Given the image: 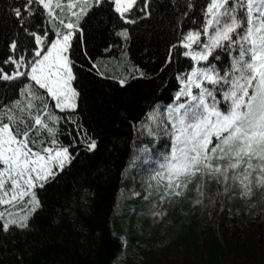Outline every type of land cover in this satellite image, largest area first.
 <instances>
[{
	"label": "trees",
	"instance_id": "1",
	"mask_svg": "<svg viewBox=\"0 0 264 264\" xmlns=\"http://www.w3.org/2000/svg\"><path fill=\"white\" fill-rule=\"evenodd\" d=\"M21 3L0 0V66L5 71L14 67L3 64L10 56L32 58L39 46L30 32H47L48 40L55 38L46 11L40 6L21 26L14 14ZM208 3L148 0L144 11L134 7L125 14L135 19L130 24L120 18L112 0H89L73 37L75 44L76 35L81 36L74 56L77 79L73 87L79 92L76 108L60 111L47 97L48 110L60 117L55 125L56 139L68 147L74 159L55 180L36 189L42 207L31 214L28 228L10 225L4 232V220H0V264H131L122 261L123 235L127 255L137 252L142 243L154 241L168 245L169 251L176 254L184 252L188 264H264V187L257 186L248 198L224 205L214 218V208L204 209L203 203L194 201L205 200L206 204L221 182L197 177L170 213L176 224L186 218L190 234L183 245L152 228L142 214L147 206H140L139 199H134L135 203L125 198L126 206H119L125 187L130 190L126 171L135 150L146 144L142 123L159 104L170 106L176 102V93L183 87L178 77L196 65L182 55L188 50L180 46V41L189 31L204 27ZM137 5L143 7L144 0H137ZM64 18L66 22L75 20L67 13ZM124 30L128 39L118 35ZM12 42L17 44L16 52L10 49ZM216 52L219 49L214 55ZM220 59L214 63L221 67L222 74L224 66L230 68L231 57L221 52ZM121 80L126 81L123 86ZM29 83L33 82L26 77L0 81V109L12 107L16 101L26 105L31 100L35 107L29 111L36 112L41 101L22 95ZM38 91L44 93L43 89ZM41 135L51 139L44 130ZM91 140L97 143L94 151L87 148ZM148 159L152 172H156V158ZM197 183L203 196L195 191ZM236 228L240 229L239 235L232 233Z\"/></svg>",
	"mask_w": 264,
	"mask_h": 264
},
{
	"label": "snow or ice",
	"instance_id": "2",
	"mask_svg": "<svg viewBox=\"0 0 264 264\" xmlns=\"http://www.w3.org/2000/svg\"><path fill=\"white\" fill-rule=\"evenodd\" d=\"M112 3L120 18L131 24L135 19L125 14L134 7L144 11L148 0H144L143 7L137 5V0ZM36 6L46 11L55 38L48 40L47 32H30L39 46L33 50L32 58H6L3 64L13 65L11 71L0 66V81L26 77L33 83L25 85L22 95L41 101L36 112L29 111L35 107L31 100L26 105L16 101L12 107L0 109V205L31 206L19 221L11 218L12 212L6 218L0 211L4 232L10 225L29 227V216L42 207L36 189L55 180L74 159L68 147L56 139L55 125L60 117L48 110L47 97L60 111L76 108L79 92L72 82L77 79L74 56L81 36L76 35L75 44L73 36L79 31V20L86 14L89 0H22L14 8L21 26L35 13ZM65 13L75 20L66 22ZM205 17L200 31H189L180 41V46L188 50L182 55L196 62L188 73L178 77L183 87L175 99L186 100L167 107L156 131L149 129L148 133L169 140V150L162 154L159 170L153 176L157 183L166 181L159 198L167 199L169 204L174 202L171 197H183L197 177L223 182L225 193L231 194L229 198L236 194L250 196L253 182L264 187V0H209ZM202 33L205 40L201 39ZM118 35L128 39L127 30ZM10 49L16 52L17 44L12 42ZM221 52L231 57V66L223 74L214 63ZM201 61L203 67L199 66ZM125 82L120 81L122 86ZM193 88L198 91L194 93ZM158 112L157 108L148 118L155 122ZM41 130L51 139L46 140ZM87 148L96 150V141L87 143ZM195 191L204 195L199 183ZM202 203L200 199L194 201ZM166 214V210L153 213L160 218Z\"/></svg>",
	"mask_w": 264,
	"mask_h": 264
},
{
	"label": "rangeland",
	"instance_id": "3",
	"mask_svg": "<svg viewBox=\"0 0 264 264\" xmlns=\"http://www.w3.org/2000/svg\"><path fill=\"white\" fill-rule=\"evenodd\" d=\"M205 39L206 37L203 40ZM195 48L196 45H193V49ZM202 63L204 62L203 61L200 62L199 64L200 67L204 66V64L202 65ZM224 67H225L224 71L229 69L226 66ZM218 69H221V67H218ZM197 91H198L197 89L193 88L194 93H196ZM185 100H186L185 97H181L180 101L176 100V102L172 105H175L180 102H184ZM76 103H77V98H76ZM167 107L169 106H164L163 104H159L153 111L150 112V113H154L156 112L157 108L159 109V112L156 113V117H157L156 121L154 122L153 120L149 119L148 118L149 114H148L144 120V123H142L143 125L142 127L145 128V129L142 128L143 130L142 137L146 144L144 146L137 147V149L135 150L134 156L126 171V176L128 175L130 176V181H131L130 190L125 187L124 192L122 193L123 199L122 201H120L119 206L121 208L123 206H126L125 198H130L132 199V202L135 203H137V200L134 199H139L142 202L140 206H144V209L147 206V208L145 209L144 212H142V214H145L146 217H148L152 228L160 229V231L163 233L164 236L167 237V239H172V241H176L178 245L181 244L183 245L185 239L190 234V230L187 228L188 226L186 224V218H184L183 223L181 224H176L175 218H170V213L171 211H173V207H174L173 205L175 204L176 201L182 199L183 197H171V199L174 200V202L171 204L168 203L167 199L163 201L160 200L159 197L164 192V185L166 184V181H160L159 183H157V180L153 179L155 172H152L151 168L149 167L150 160L148 159V157L153 159L156 158L154 163H156V166L158 167L157 170H159V163L161 162L162 154H165L169 150V140L167 137H164L163 135H160L159 137L149 135L148 134L149 132L146 131V129H152L153 132L156 131L157 124L159 123L160 119L164 118L165 110ZM147 147H150V149H155L157 150V152L155 150H148ZM255 187H257V185L255 182H253L252 189ZM230 195H231L230 193L229 194L225 193V185L223 184V182H221L219 189L215 192V194L211 198L207 200L206 204H205V200H203L204 209L207 206L210 208H214L215 211L214 218H215L220 212H222L224 205L229 204L230 202L233 201H240L242 199L249 197V196H241L239 194H236L232 198H229ZM0 207L3 209L1 211L5 212L6 218H8L7 213L12 212L14 215L11 218L19 221L21 217L27 214L31 206L25 204H18L15 208H10L7 205H0ZM165 210L167 211V214L163 216V218L156 217L153 215V213L155 212L165 211ZM138 226L139 225H137L136 228H138ZM125 231L126 230L124 229V232ZM233 231L234 232L232 233L236 235H239L240 233L239 228H236ZM121 237L125 244V254L122 256L123 257L122 261L128 260L131 264H188L187 262L188 257L186 258L184 252L176 254L173 251H169L168 245H166L165 247L161 244L155 243L154 241H150L148 243H142L141 245H139L137 252L127 255V245H128L127 240L125 239L124 235ZM128 256L130 257L128 258ZM145 258L146 259L148 258L147 262H145Z\"/></svg>",
	"mask_w": 264,
	"mask_h": 264
}]
</instances>
